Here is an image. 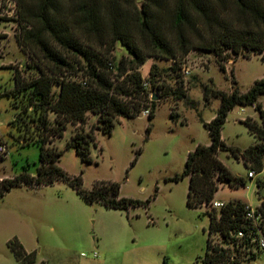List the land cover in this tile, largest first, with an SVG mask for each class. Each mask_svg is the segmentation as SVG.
Listing matches in <instances>:
<instances>
[{"label":"rangeland","instance_id":"rangeland-1","mask_svg":"<svg viewBox=\"0 0 264 264\" xmlns=\"http://www.w3.org/2000/svg\"><path fill=\"white\" fill-rule=\"evenodd\" d=\"M9 3L0 0V143L6 146L0 154V179L23 172L35 175L40 165L39 145H20L16 136L22 131L11 125L18 109L5 92L14 86V69L27 77L36 68L34 55L19 43L18 4L15 8ZM113 54L119 59L128 51L117 42ZM223 64L224 72L214 53L199 50L190 51L180 62L148 58L140 74L142 81H148V92L157 96L151 121L142 112L119 117L110 133L97 128L99 115L91 112L82 128L67 123L63 136L52 145L61 151L57 164L68 175L80 176L87 189L100 181H116L121 196L149 202L127 209L109 208L99 201L87 203L62 179L14 186L0 198V264H19L8 245L13 239L33 253L35 264H202L209 226L205 211L210 207H189L188 177L173 178L182 173L188 153L197 144L210 143L204 123L216 114L220 97L207 100L204 88L232 91L233 70L236 86L247 91L264 76V52L250 57L231 54ZM258 101L264 108V93ZM48 118L53 123L54 114L48 113ZM246 118L260 122L253 105L235 104L228 111L221 129L226 146L245 149L255 141L243 123ZM90 131L94 135L89 142L90 161H84L67 142L75 132ZM217 156L246 183L232 188L226 181L218 182L214 200H240L253 207L264 203V190L256 184L258 179L264 182V175L247 178L242 158L228 150ZM217 238L212 235V240ZM240 264H264V257Z\"/></svg>","mask_w":264,"mask_h":264},{"label":"trees","instance_id":"trees-1","mask_svg":"<svg viewBox=\"0 0 264 264\" xmlns=\"http://www.w3.org/2000/svg\"><path fill=\"white\" fill-rule=\"evenodd\" d=\"M16 1L19 43L35 56L36 72L26 77L15 68L14 86L5 93L12 95L18 109L11 120V125L22 131L16 141L20 145L37 143L40 165L35 175L23 172L0 179V198L22 183L49 184L62 179L87 203L99 201L115 209L148 203L121 196L116 181L83 187L80 176L68 175L57 164L61 151L52 145L54 139L63 136L67 123L82 128L89 112L99 115L97 128L104 133L111 132L119 117H134L146 107L150 108L147 117L151 121L155 100L150 97L154 93L148 92L140 74L148 58L180 62L192 50L207 51L214 53L224 72L223 62L231 54L250 57L251 53L264 52V0H143L140 5L136 0ZM117 42L128 51L119 59L113 54ZM231 75L234 86L230 92L204 88L207 100L220 97L216 114L204 123L210 143L197 144L188 153L182 173L173 178L188 177L189 207H210L205 211L209 226L202 264H240L257 258L246 232L244 203L232 200L218 209L210 206L218 182L226 181L232 188L246 183L218 158L219 151L241 157L247 169L262 168L264 108L258 98L264 93V76L241 92L233 70ZM17 98L24 101L19 104ZM235 104L253 105L260 117V122L243 120L255 137L245 149L226 146L221 136L227 113ZM50 112L53 123L48 118ZM93 140L92 131L75 132L67 146H73L82 160L90 161L89 142ZM238 231H244L245 236L237 238ZM213 234L217 240H212ZM8 245L19 264H35L33 253L17 239Z\"/></svg>","mask_w":264,"mask_h":264},{"label":"built area","instance_id":"built-area-1","mask_svg":"<svg viewBox=\"0 0 264 264\" xmlns=\"http://www.w3.org/2000/svg\"><path fill=\"white\" fill-rule=\"evenodd\" d=\"M8 2L12 3L13 7H17V1L16 0H8ZM9 3V4H10ZM11 5V4H10ZM185 73H188V70H184ZM143 85H148V81H143ZM143 114L149 113V108H145L142 110ZM6 151V146L0 143V154H4ZM258 174L264 175V167H262L260 170L255 169H248L247 171V177L254 178L257 177ZM257 186H261L264 190V182L258 179L256 181ZM223 201H217L213 200L210 203V206L213 208H220L224 206ZM243 209H244V218L248 221V229H247V235L249 236V240L254 243V251L257 253V257L260 255L264 257V207L261 206V204L257 207H253L251 204L243 202ZM245 236L244 231H238L236 234L237 238H242ZM96 255V253H93Z\"/></svg>","mask_w":264,"mask_h":264},{"label":"water","instance_id":"water-1","mask_svg":"<svg viewBox=\"0 0 264 264\" xmlns=\"http://www.w3.org/2000/svg\"><path fill=\"white\" fill-rule=\"evenodd\" d=\"M152 99H156L157 98V96L154 94V95H152V97H151Z\"/></svg>","mask_w":264,"mask_h":264}]
</instances>
